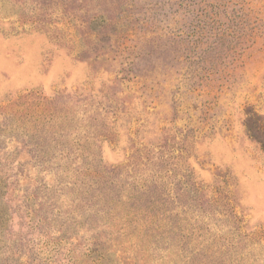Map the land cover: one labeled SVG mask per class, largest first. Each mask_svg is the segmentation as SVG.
<instances>
[{"label":"rangeland","instance_id":"1","mask_svg":"<svg viewBox=\"0 0 264 264\" xmlns=\"http://www.w3.org/2000/svg\"><path fill=\"white\" fill-rule=\"evenodd\" d=\"M0 264H264V0H0Z\"/></svg>","mask_w":264,"mask_h":264}]
</instances>
